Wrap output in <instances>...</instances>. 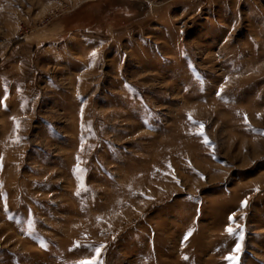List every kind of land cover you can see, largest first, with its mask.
Here are the masks:
<instances>
[{"label": "rangeland", "instance_id": "1", "mask_svg": "<svg viewBox=\"0 0 264 264\" xmlns=\"http://www.w3.org/2000/svg\"><path fill=\"white\" fill-rule=\"evenodd\" d=\"M231 256L264 264V0H0V264Z\"/></svg>", "mask_w": 264, "mask_h": 264}, {"label": "snow or ice", "instance_id": "2", "mask_svg": "<svg viewBox=\"0 0 264 264\" xmlns=\"http://www.w3.org/2000/svg\"><path fill=\"white\" fill-rule=\"evenodd\" d=\"M93 55H95V53H93ZM202 134V133H201ZM205 143H208V140H207V138L205 137ZM242 206H246V201L245 202H242ZM232 218L230 217V220H231ZM226 231L231 235V234H233L234 233V229L233 228H231V227H227L226 228ZM190 235V234H189ZM187 238V237H186ZM243 237H242V235H241V239H242ZM237 252H239L240 251V245L239 244H237L236 245V249H235ZM97 253H99V249H97ZM228 259H230V260H232V262H233V264H238V257H236V256H231V257H228ZM81 264H101V262L100 261H82L81 262Z\"/></svg>", "mask_w": 264, "mask_h": 264}]
</instances>
